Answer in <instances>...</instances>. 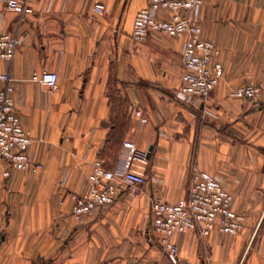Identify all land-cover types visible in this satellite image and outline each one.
Segmentation results:
<instances>
[{
    "label": "crops",
    "instance_id": "obj_1",
    "mask_svg": "<svg viewBox=\"0 0 264 264\" xmlns=\"http://www.w3.org/2000/svg\"><path fill=\"white\" fill-rule=\"evenodd\" d=\"M19 2L21 12L0 0V34L25 36L0 75L31 133L29 158L43 168L5 177L0 159V264H251L250 243L264 230V0L205 1L202 38L217 46L224 74L196 106L177 99L187 36L132 38L147 0ZM45 71L58 74L56 89L34 79ZM249 84L261 88L257 99L233 97ZM126 141L137 145L146 183L77 223L72 196L88 192L95 161L122 171ZM193 165L217 178L247 221L236 236L177 235L175 263L148 234L151 200L185 198Z\"/></svg>",
    "mask_w": 264,
    "mask_h": 264
},
{
    "label": "built area",
    "instance_id": "obj_2",
    "mask_svg": "<svg viewBox=\"0 0 264 264\" xmlns=\"http://www.w3.org/2000/svg\"><path fill=\"white\" fill-rule=\"evenodd\" d=\"M206 0H147L145 8L139 10L134 18L132 38L144 43L151 33H162L171 37L187 36L183 51L184 73L177 93V99L196 106L205 103L211 92L218 86L224 69L218 56L217 46L202 38L201 10ZM9 10L23 11L19 0H7ZM95 11L103 15L105 9L96 5ZM168 14V17L166 14ZM25 36L16 37L7 33L0 34V60H13ZM35 80L50 89L58 87V74L43 72ZM8 75H0V159L9 168L4 176L10 177L11 169L38 172L42 164L34 163L28 155L32 144L31 133L23 126L21 115L12 96ZM261 88L254 84L238 88L233 97L254 100L260 95ZM140 124L148 122L141 109L134 111ZM125 161L121 172L105 168L97 160L89 175V190L85 195L74 194L73 213L77 218L92 214L101 205H110L124 193L137 194L146 183L141 167H136L138 148L134 142L124 143ZM142 163H146L144 160ZM188 195L178 203L171 204L160 197L151 200L152 222L149 236L161 247L162 252L177 262L179 248L174 242L177 235L193 232L206 238L214 232L236 236L243 232L247 216L233 208V195L212 174L193 165L190 170Z\"/></svg>",
    "mask_w": 264,
    "mask_h": 264
},
{
    "label": "rangeland",
    "instance_id": "obj_3",
    "mask_svg": "<svg viewBox=\"0 0 264 264\" xmlns=\"http://www.w3.org/2000/svg\"><path fill=\"white\" fill-rule=\"evenodd\" d=\"M72 214L74 215V213ZM84 218L85 216L83 218H77L76 216L74 217L77 223L82 222ZM248 254L249 255H247V261L249 259H252L251 264H260L261 258H264V230L257 231L256 236L252 239V242L250 243ZM52 257V255H45L42 261H44L45 263L50 262L52 261Z\"/></svg>",
    "mask_w": 264,
    "mask_h": 264
},
{
    "label": "water",
    "instance_id": "obj_4",
    "mask_svg": "<svg viewBox=\"0 0 264 264\" xmlns=\"http://www.w3.org/2000/svg\"><path fill=\"white\" fill-rule=\"evenodd\" d=\"M152 150H153V147L150 148V151H149L148 157H150Z\"/></svg>",
    "mask_w": 264,
    "mask_h": 264
}]
</instances>
